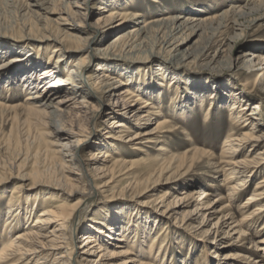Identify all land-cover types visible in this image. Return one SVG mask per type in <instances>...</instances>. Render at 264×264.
I'll return each instance as SVG.
<instances>
[{
    "label": "bare ground",
    "instance_id": "obj_1",
    "mask_svg": "<svg viewBox=\"0 0 264 264\" xmlns=\"http://www.w3.org/2000/svg\"><path fill=\"white\" fill-rule=\"evenodd\" d=\"M133 1L35 0L28 9L36 21L22 30L27 35L6 38L20 45L0 52V95L5 90L14 96L9 101L0 96V118L9 114L13 121L7 143L20 150L34 148L35 157L43 152L56 168L45 171L48 177L37 169L24 173V158L17 173L0 175V205L6 203L0 211V264H175L170 236L163 233L169 227L181 241L182 231L195 240L210 239L215 248L232 249L224 256L205 254L204 263L198 264H212L211 259L218 264H264V176L254 181L264 170L263 105L260 98L252 104L245 94L264 93V54L259 48L243 62L236 55L235 38L222 39L223 22L231 13L251 16L264 0L200 19L190 14L148 18L128 8ZM233 26L242 27L236 21ZM160 36L156 46L153 39ZM8 51L14 55L2 62ZM159 60L161 68L151 70L160 76L153 82L159 88L178 85L181 76L172 68L181 64L245 78L244 90L229 89L228 95L216 83L210 98H197L201 103L211 99L206 119L221 104L230 109L232 124L218 154L196 142L183 153L169 147L179 128L153 97L152 83L148 87L144 82L151 77L140 71V63ZM17 63L27 67L5 79ZM247 78L256 79L251 83ZM198 81L194 85L200 87ZM19 96L25 98L22 104ZM184 102H173L181 108V118L193 108ZM103 123L106 131H97ZM21 126L27 129L24 137ZM151 144L158 146L153 157L147 154ZM120 145L133 149V157L136 152L146 157H121L125 148ZM137 165L145 175L125 177L126 188L142 189L140 197L147 201L137 203L143 207L115 205L86 219L96 207L99 189L114 188L120 174ZM196 166L205 170L199 180L192 171ZM29 180L48 181L41 198L27 187ZM213 193L217 195L211 201ZM142 213L155 220L158 234L152 235L151 222L139 217ZM260 237L262 246L255 244ZM248 241V250L256 249L253 254L239 248ZM190 242L192 251L197 245ZM191 256L193 252L180 264H188Z\"/></svg>",
    "mask_w": 264,
    "mask_h": 264
},
{
    "label": "rangeland",
    "instance_id": "obj_2",
    "mask_svg": "<svg viewBox=\"0 0 264 264\" xmlns=\"http://www.w3.org/2000/svg\"><path fill=\"white\" fill-rule=\"evenodd\" d=\"M34 1L35 0H32V1L31 0H0V52H3V50L6 51V49H10V46H13V45L20 46L14 40L12 41V39L10 40L6 38L7 37H10V38L19 37L21 33H24L25 35H27L25 31L24 32L22 31L23 29H25V25L32 21H36L35 19L36 16H34L32 12H30L28 9V4H35ZM254 1L256 2L258 0H253V2ZM94 2L95 4H97L99 0H94ZM248 2L249 0H134L133 3L129 4L128 8L134 11H140L142 13L149 14L147 16L148 18L153 17V15L158 16V15H163V14H167L170 16H179V14L180 15L190 14L191 16H194V18L196 17V19L198 18L200 19L201 16H205V15L218 16L219 14H222L225 11L227 12V10L232 11L231 10L233 9L232 7L236 5L245 6V4ZM47 6H50V5H47ZM33 10H36V9H33ZM257 10H258L257 12L255 13L253 12L254 13L253 15L243 16V18L239 17L238 13L237 14L231 13L229 17L226 19V21L223 22V27H226V29H225V33L222 39L226 41L228 38L230 39L235 38L234 41L238 42V51L236 55L242 57L243 62L246 59H248L249 57L248 55L251 52L257 51L259 48L262 49V54H264V19L259 21V23L257 24L253 23V20L264 17V4L263 5L260 4ZM96 19H97V16L92 19V24L96 22ZM235 21L237 22V24L242 26L240 29L233 28L234 27L233 23H235ZM113 36L114 35H111L109 38H107L106 43ZM161 36L153 39V44L157 46L158 45L157 41L161 39ZM7 54L8 55H6V57L2 60V62L6 60V58H8L10 55L11 56L14 55L10 51H8ZM17 64L14 65L15 67L11 70L10 74L5 76V79L6 78L10 79L14 77L13 75H16L17 72L22 71V69L27 67V66H23L24 64H22V66L20 65V63H17ZM160 64L161 65L163 64L162 60H159L154 63H150V62L140 63V71L142 73L148 74V77L149 76L151 77V80L150 78H148L147 81H144V82H146L148 87L152 83V85L154 86L152 90L155 92L153 94V97H155L156 99H159L158 101H160L161 108H163L162 109L163 113L167 114L166 117L171 118V120L174 123H176V126L179 128L178 131H176V133L171 137L172 139L170 138L169 147L171 148L173 152L183 153L187 149V147H189V145H192L193 143L196 142L197 144L196 146L198 148H207L209 151L211 150L214 154H218L221 149V142L226 136V134L228 133V131L230 130V127L232 124V121H230V115H229L230 109L228 107H225L223 104H221L219 105L218 110L215 107L214 110L211 112L209 119H206L205 114H206V111H208V108H209L208 105L211 99L210 100L208 99L207 101L206 99H204V103H201L199 100H197V98H201L202 96H205V95L207 96L206 98L208 97L210 98L209 92L212 93L214 91L212 88L215 87L213 85L216 83L220 84V86L223 88L222 89L223 91L227 90L226 92L224 91L223 93L228 94V95L230 93L229 91L233 89L244 90L245 89L244 88L245 78L241 79L238 76H235L237 75L236 73L232 74V72L230 71H223V72H218L215 70L209 71L207 69H199L196 66H192V65H190V68H188L187 66H185V64H181V65H177V67L173 66L175 68H172L173 69L172 73H174L177 77L178 75L181 76L180 77L181 80L178 82V85L176 82L174 84V87L172 86L169 88L168 86H165L163 88H159L155 86L153 82L155 81L154 79L160 76L156 75V73H151L152 72L151 70L161 68ZM1 65L2 63L0 60V66ZM199 73L200 75H198ZM200 77H203V79H200ZM247 79H248L246 80L247 82L253 83L256 78H247ZM198 80H201V81H198ZM197 81L202 82L201 84L204 85L203 89L201 87V84L199 85L200 87H197L198 84L196 86L194 85V82L197 83ZM203 81L205 82L207 81V85ZM2 86L3 85H0V88H2ZM177 88L180 91V94L183 96L179 97L180 95L176 93L178 91H175ZM245 92H246L245 94L247 95V97L250 100H252L251 102L252 104L257 103L260 98V103L263 105V112H262L263 116L261 115L262 117L261 123L264 128V93L263 91L261 92L254 91L252 93H249L247 90H245ZM0 96H3V99L5 98V101L7 100L9 101L14 98L13 95H11L13 98L9 96V94H7L5 90H1ZM24 99H25L24 97L19 96V98L17 99V102L22 104ZM181 101H188V103L184 102L188 106H189V103L193 105L192 106L193 108L190 111V113L188 112L184 113L185 116L182 118L181 116H178L179 112L182 113V111H180L181 108H175L174 103H173V102L181 103ZM7 116L8 117L5 118L6 120L5 119L3 120L0 118V175L8 176L12 172L13 174L17 173L19 171L18 170L19 166L21 165V163H23L25 159L26 161L23 164L22 169H20L21 172L24 171V173L30 172L32 171V169L33 170L37 169L42 172H45L47 169L54 168L55 164L50 163L43 156L44 154L43 152L42 154H40V156L35 157L36 151L34 150V148L27 150L25 147L23 150H20V149H17L15 146H11L12 144L9 145L7 143L8 136H10L11 131H12V126H13V121L9 117V114H7ZM104 128H106V125H104L103 123L97 128V131L99 132L106 131V129L104 130ZM21 129H22L21 130L22 136L24 137L27 129L23 126H21ZM120 147L125 148L124 150H120L121 157L127 158L128 160H132L134 159V157H135V160L137 158L141 159V158L146 157V156L138 155L137 152H136V155H134L133 157V155L130 154V153H134L133 149L127 148L124 145H120ZM156 148H158L156 144L155 146L154 144H151L150 146H148V153H147L148 156L153 157L156 154H158V152L156 151ZM88 154H89V151H86L84 156L87 157ZM26 155L28 158L26 157ZM36 158H37V161H36ZM2 162L4 164H2ZM9 165L11 166L8 167ZM13 165H14V168H12ZM142 168H143L142 166L137 165L136 168H133L132 170L126 169L122 172V174H120L119 180L121 179L122 181L120 180V183L116 184L114 188L105 186V188L99 189V191L97 192V195L95 196L93 200L96 207L89 212L86 219L99 213L100 211H102V209L105 210V208L114 207L115 205L121 206V205L126 204L125 206H128L130 208H133L136 206L143 207L139 203H137L139 201L140 202L147 201L145 197H140L144 195V192L142 191V189L133 190L132 188H129V189L126 188V185H127L126 179L132 180V179H135L136 177L142 179L144 177L145 174ZM127 171L129 174H126ZM192 171H193V174L196 176V179L199 180L203 177V173L205 170L203 169L202 166H199L197 168H193ZM45 174L48 177V174L46 172ZM131 174L132 176H130ZM263 176H264V170H263V173L259 177H257L254 181L257 182V180L258 181L261 180ZM44 181L45 180L41 181L42 183L39 182L36 184L32 183L33 181L31 182L30 180L26 181L27 187H32L36 191L35 192L36 194L34 193L35 197L41 198L43 196L44 194L43 189H46V185H49L48 181H45V182ZM43 182L45 183V185ZM220 183H221L220 180L216 182L217 185H219ZM252 184L253 185L249 193H251L255 187L254 182ZM10 187L11 185H9L8 190ZM79 187H81V185H79ZM55 191L57 192L61 190L57 188ZM166 191L167 190H165V192ZM8 193L9 192H7L6 195H8ZM3 195H4L3 193H0V196H3ZM216 195L217 193L215 194L213 193L211 201L214 200ZM76 199H78V196H76ZM0 206H1L0 211L4 212V210L6 209V203L3 202ZM24 206L27 209L26 204ZM25 213L27 214V211ZM139 217H141L142 219H145V221L147 220L148 222H151L150 224H151V228L153 227V233H152L153 236L158 234L157 232L158 225L154 227L155 220L151 221V219H149L148 216L146 217V215H144L143 213L140 214ZM157 218L159 217L157 216ZM173 228L169 227L168 230L167 231L164 230L163 233L169 234L170 236L169 250H171V252L174 253L175 264H180L181 259L185 258L190 252H193V256L187 258L188 264H198L200 260L205 259L202 257L205 254H207V258H209L210 257L209 255L211 256L213 255V257L215 256V254L224 256L225 254L232 251V249H229V248H221V247L215 248L216 246L214 247L213 245H211L212 242L210 239L207 240L206 242L203 241L204 243L201 240L192 239V237L189 234L183 233L182 231L179 233V235L181 234L180 237L182 236L183 240L185 241H181L180 238H178L179 239L178 240L175 238L178 236L173 234L174 233ZM263 237L264 236H262V238ZM262 238L260 237L259 239H256L255 244L258 246H262V244L259 242V240H262ZM191 240L193 241L192 243L194 245L196 244L198 246L192 249V251H190V244H191L190 241ZM241 246L239 248L245 254H249L250 252L252 253L253 251L256 250V249L248 250L250 247V241L243 243ZM210 247H213V248H210ZM202 261L204 263V260ZM211 262H213L212 264H218V262L215 261L214 259H211Z\"/></svg>",
    "mask_w": 264,
    "mask_h": 264
}]
</instances>
